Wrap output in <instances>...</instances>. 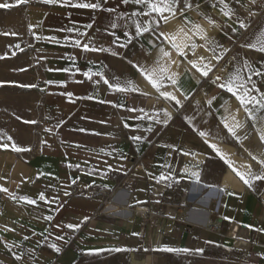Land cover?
<instances>
[{
    "label": "crops",
    "instance_id": "crops-1",
    "mask_svg": "<svg viewBox=\"0 0 264 264\" xmlns=\"http://www.w3.org/2000/svg\"><path fill=\"white\" fill-rule=\"evenodd\" d=\"M21 2L13 9V51L0 59V87L11 90L18 119L11 139L4 137L5 121H0V189L7 190H0V236L20 239L17 226L24 224L22 263L72 264L89 244H116L118 228L131 237L135 206L152 209L156 200L160 225L146 236L155 243L134 264H162L165 252L155 249L195 248L212 239L215 226L221 241L233 240L234 233H227L236 224L238 240L250 243L242 264H264V179L249 187L210 147L216 144L237 170L264 176V109L249 104V115L220 87L218 74L215 80L211 71L204 76L198 70L205 65L213 70L219 59L214 50L228 47V41L213 36L224 24H234L229 17L241 14L239 0H176L173 11L163 13L133 0ZM84 3L100 7L77 6ZM137 21L149 30L137 34ZM262 33L264 10L237 43L244 45L251 36V44H257L251 48L259 72L252 83H242L257 100L264 94ZM138 66L167 68L159 91ZM128 81L136 91L109 86L127 87ZM164 91L180 103L162 96ZM226 116L229 124L232 116L239 122L236 136L224 127ZM13 143L22 150H6ZM157 183L167 189L152 199ZM104 194L108 203L100 214ZM24 196L36 202L21 200Z\"/></svg>",
    "mask_w": 264,
    "mask_h": 264
},
{
    "label": "rangeland",
    "instance_id": "rangeland-1",
    "mask_svg": "<svg viewBox=\"0 0 264 264\" xmlns=\"http://www.w3.org/2000/svg\"><path fill=\"white\" fill-rule=\"evenodd\" d=\"M5 3L13 6L0 8V59H3L13 51L10 48V44L13 40L12 31L14 28L13 9L24 2H21V0H0V4ZM229 20H232L234 24H224L223 27L220 29L218 28L219 31L213 36V40L222 38L224 41H228L229 45L227 48H223V51L219 49L214 50V53L219 59H216L217 63L214 65L211 73L215 80H217L215 74L221 77V80H219L220 83H226L229 78L239 76L240 79L235 81L236 83L242 84L244 82L245 84H250L253 82L252 77H255L259 72L254 65L255 58L253 50L251 47H248V45L251 44L252 38L251 36L246 37L244 39L246 43L244 45L241 44L239 47L237 43L248 33V31H240V27L246 26L250 29L253 24L246 21L243 13L240 15L234 14L229 17ZM12 102L13 97L11 90L7 91L0 87V121H5V128L2 129L1 132L4 133L6 139L12 138L15 131L12 127L16 125V121H18L12 112ZM8 109L9 112H7ZM3 110H5V112H3ZM5 148L6 150H12V146L10 145H6ZM7 194L8 193H4L5 197L3 199H7ZM105 196L104 200H107L109 194ZM157 203L158 202L155 201L154 206L152 205L153 208H149L146 217L142 215L135 217L136 222L133 225V236H127L126 232L120 231L118 228L116 234L118 240L116 244L106 240L98 241L96 244H89V246L79 250L72 264H134L135 260L141 263L140 261L143 258L140 254L143 253V250L150 249L151 245L155 243L148 240L146 236L151 238L152 234L150 232L152 229L158 228L160 225V207ZM104 205V202H102L99 210L100 214H104L101 211ZM122 213H105L106 215L104 216L120 219V217H123ZM23 227L24 224L21 223L17 226V228L22 231L20 239L7 240L4 239L5 237H2V235L0 236V264H23L22 258L27 252L25 249L26 237L24 238L27 233H23ZM149 228L151 231H149ZM230 230L227 234H229ZM17 232L19 231L17 230ZM211 232H213L211 233L213 234L211 235L212 239H206L205 243L197 245L195 248L171 247L175 249H188L189 251L165 252L164 256L159 257V259L162 260V264H242L250 243H234L233 240L223 242L217 235L221 232V229L220 232L214 230ZM134 233L137 235H134ZM140 233L142 235H140ZM141 236H143V238ZM115 248L129 250L120 252L110 251V249Z\"/></svg>",
    "mask_w": 264,
    "mask_h": 264
},
{
    "label": "snow or ice",
    "instance_id": "snow-or-ice-1",
    "mask_svg": "<svg viewBox=\"0 0 264 264\" xmlns=\"http://www.w3.org/2000/svg\"><path fill=\"white\" fill-rule=\"evenodd\" d=\"M45 3H55L57 2V0H44ZM134 3L136 4H144L149 11L151 12H159V13H163L165 11L168 12H172L173 11V7L172 5L176 3V0H133ZM124 3H128V0H124ZM13 5L11 4H0V8H8V7H12ZM78 7H83V8H98L100 7V5L98 3H93V4H79L77 5ZM109 11H112L111 9ZM228 13H225V15H227ZM133 16L136 15V13L132 14ZM166 19V17H165ZM117 25L116 24H112V27L115 28ZM135 26H136V31L137 34H140L142 31H148L149 29L147 27H142V25L140 24V22H135ZM31 27V26H30ZM88 27H91V25H88ZM199 29V26H196ZM71 31V29L69 30ZM185 35H187V33H185ZM262 37H264V33L261 34ZM171 42L173 43V47L177 48L178 51L181 52V54H183V50L181 48L180 45H178L175 42V37H171ZM76 44L79 45V41H76ZM85 50H89V46L87 44L83 45ZM193 47H195V45H193ZM248 47H252V48H256L257 44H250L248 45ZM92 51H97V49L92 48ZM99 50H103V49H99ZM259 51H264V43L261 44V46L258 48ZM161 52L163 53L164 56H168L169 53L164 51L163 49H161ZM218 58V57H217ZM190 63H193L190 61ZM193 66L196 67L195 63H193ZM139 71L141 72L142 75L145 76V78L152 84V86L154 88L157 89V91L160 90V82L164 79L163 73L167 72V68L165 67H161L159 69V71H157L156 69H152V70H148L146 68L140 67L138 66ZM199 71H201L202 75L207 76L208 73L211 71V67L209 65H205L201 68H198ZM86 76H89V78H91L89 73H85ZM169 79H172V77H169ZM217 79H219V77H217ZM240 77L236 76V77H232L229 78V80L226 83L220 84L221 88H226L228 92L232 93L237 100L240 101V104L242 106H245V111L249 113V115H252L251 110L247 107V105L249 104H258L259 107L261 109H264V94L261 95V98L259 100H257L254 96L249 95V89L245 88L242 84L236 83L235 81L239 80ZM106 84L108 83L107 80L104 81ZM172 83L175 84L176 80L172 79ZM128 86L127 87H121V85L119 84H115V85H109L110 87L115 88L118 91H136V85L134 84L133 81H128L127 82ZM25 87H34V85H25ZM241 89H243L241 91ZM69 96H71V93H68ZM161 95L164 96L165 98H171L173 100H176L175 95H173L170 92L164 91L161 92ZM177 104L180 103L179 100H176ZM209 103H211V101H209ZM225 110H228L227 107V102H225ZM142 111V110H141ZM165 115L170 119V113L165 112ZM228 117H223V123H224V127L229 131V133H231L233 136H236V131L235 129L237 127H240V124L238 121H236L235 116H232L231 119L234 122L233 124H229L228 122ZM34 123V122H33ZM163 123H167V120H164ZM150 130V129H149ZM83 131V129L81 130ZM200 136L202 137H206L208 135V133L206 132H200L199 133ZM11 139V138H9ZM134 140H140L141 137L135 136L133 137ZM237 139H240L239 137H237ZM261 140H264V133L261 134L260 137ZM6 147V145H5ZM12 147L14 148V150L16 151H21L22 149L18 148L14 143L12 145ZM210 147L215 150L217 153L220 154L221 158L225 160V163L228 164L229 167L233 168V171L236 172V174L240 177L241 180H243V182L245 184H247L249 187L252 186V181L253 180H261L264 179V176H258V175H254L252 173H245L242 171L237 170L234 165L233 162L231 160H229L226 155L221 152V150L218 148V146L216 144H210ZM187 155V153H185ZM262 164H264V160L261 161ZM192 175L196 176V179L199 180V174L198 173H193ZM160 179H168V177H164L161 176ZM3 191H7L6 189H0ZM21 200H25L28 203H35V200H31L29 197H20ZM40 199H45L44 194L41 193L40 194ZM48 219H51V217H48ZM225 219H230L229 217H225ZM67 227L69 228H77L79 227V225H72L69 224ZM134 235H137L136 233H134ZM62 239V237H61ZM53 248H55V250L58 252L60 249L57 248L55 245H52ZM129 249H121V248H115V249H110V251H116V252H120V251H128ZM156 251H164V252H180V251H184L187 252L189 251L188 249H175V248H170L168 246H163L159 249H155ZM145 251H147V249H145ZM197 251H202V250H197Z\"/></svg>",
    "mask_w": 264,
    "mask_h": 264
},
{
    "label": "built area",
    "instance_id": "built-area-1",
    "mask_svg": "<svg viewBox=\"0 0 264 264\" xmlns=\"http://www.w3.org/2000/svg\"><path fill=\"white\" fill-rule=\"evenodd\" d=\"M238 5H239L241 13L244 14L246 21H248L250 24H253L254 22H256L264 10V0H239ZM248 29L249 27H246V26L240 27V31L242 32H247ZM134 167L140 168L141 165L136 164ZM166 189L167 187L163 186L162 184H159V183L155 184L152 189V199H156L159 195L164 193ZM151 201L155 203L156 200H151ZM107 203H108V199L104 200V204L106 205ZM138 206L139 205H136L135 207H138ZM141 207L146 209L147 212H149V205L142 204ZM101 211L103 212V208ZM213 222H217V221H213ZM210 230L216 231L214 227L210 228ZM231 231L234 233L233 237H235V240H238V239L242 240L241 235H240V232H241L240 225L238 224L232 225L229 233H231ZM233 242L236 243L234 240ZM237 242H240V241H237Z\"/></svg>",
    "mask_w": 264,
    "mask_h": 264
},
{
    "label": "bare ground",
    "instance_id": "bare-ground-1",
    "mask_svg": "<svg viewBox=\"0 0 264 264\" xmlns=\"http://www.w3.org/2000/svg\"><path fill=\"white\" fill-rule=\"evenodd\" d=\"M126 206V205H125ZM127 207V206H126ZM108 210V209H107ZM129 211V210H128ZM136 211H137V214L138 215H142V216H144V217H146V213H147V211H146V209H144V208H142L141 206L139 207H136ZM117 212V211H116ZM215 229H217V226H215ZM233 240L237 243V241H239V240H235V237H233ZM238 243H240V244H246V243H244V242H242V241H240V242H238Z\"/></svg>",
    "mask_w": 264,
    "mask_h": 264
}]
</instances>
